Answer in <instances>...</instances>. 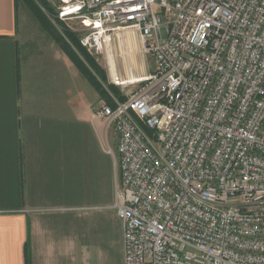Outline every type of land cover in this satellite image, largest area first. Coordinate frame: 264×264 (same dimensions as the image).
Segmentation results:
<instances>
[{
    "label": "built area",
    "instance_id": "built-area-1",
    "mask_svg": "<svg viewBox=\"0 0 264 264\" xmlns=\"http://www.w3.org/2000/svg\"><path fill=\"white\" fill-rule=\"evenodd\" d=\"M46 1L97 62L126 30L154 62L92 111L117 131L124 264H264V0Z\"/></svg>",
    "mask_w": 264,
    "mask_h": 264
},
{
    "label": "crops",
    "instance_id": "crops-1",
    "mask_svg": "<svg viewBox=\"0 0 264 264\" xmlns=\"http://www.w3.org/2000/svg\"><path fill=\"white\" fill-rule=\"evenodd\" d=\"M20 19V0H0V264H124L119 158L92 119L111 92L54 40L23 49Z\"/></svg>",
    "mask_w": 264,
    "mask_h": 264
},
{
    "label": "rangeland",
    "instance_id": "rangeland-1",
    "mask_svg": "<svg viewBox=\"0 0 264 264\" xmlns=\"http://www.w3.org/2000/svg\"><path fill=\"white\" fill-rule=\"evenodd\" d=\"M35 2L41 8V10L47 15V18L49 19V21L54 26L58 27V29L60 30L62 29L61 24H64L65 26L67 25L68 27H70L71 30H73L72 27L77 28L78 25L80 24V22L76 20L73 22L68 21L69 24H67L64 21H58V20L53 21V17L50 14L51 11L49 10V7H47V5L45 4L44 0L43 1L35 0ZM20 17H21L20 23L26 22L24 25L25 30H23L22 34L20 35L21 47L23 49L25 50L33 49V51L40 52L41 49L43 50V49H46L52 46L53 39L51 38V35L48 34V32L45 30V28L40 23V21L35 17L30 6L25 0H20ZM165 31H166V28L163 27V33H165ZM125 32L126 33L123 34L125 35V38L127 35L134 36L133 39H134L135 44L127 42V40L124 39V36L121 37L123 38V40L120 39V37L119 38L116 37V39H114L112 42L111 48H112V53L114 55V59L117 64L119 76L123 80L127 81V80H131L129 69L133 70V72L136 75H141L142 71L144 70L147 71L149 70L150 67H153L154 62L151 57L147 56L144 53L140 35L136 33H132L129 30H126ZM129 46L131 47L133 46V47L131 48ZM25 52L29 54L28 51H25ZM95 61L97 60L95 59ZM98 63L101 65V67L103 68L106 74V78H105L106 80L103 77L101 78L97 76L98 82H100V84L104 88H106L109 92L111 89H113L112 88V85H113V86L118 87L119 90L122 92V94L127 95L129 91H132L135 87L138 86L136 84H129V83L128 84L125 83V85H119V84L113 83L110 70L108 69L109 62H108V65H106V60L105 58L102 57L100 59V62ZM100 97L106 98L101 93H100ZM109 136H110V140L112 143V147H116L117 131L115 130V128L113 127L110 128Z\"/></svg>",
    "mask_w": 264,
    "mask_h": 264
},
{
    "label": "trees",
    "instance_id": "trees-1",
    "mask_svg": "<svg viewBox=\"0 0 264 264\" xmlns=\"http://www.w3.org/2000/svg\"><path fill=\"white\" fill-rule=\"evenodd\" d=\"M25 1L28 3L33 14L40 21L48 34L51 35V38L60 45L63 51L70 57V59L74 62L81 73L91 82V84L95 86L101 94L109 99V91L104 88L97 79V76L101 78L103 77L105 79L106 74L104 70L99 66V64L95 61L93 56L82 46L80 42L81 35L79 34V32L74 29L71 30L70 27H68L67 25L65 26L64 24H61V30L58 29V27L54 26L49 21L47 15L36 4L35 0ZM44 2L47 7H49V10L51 11L50 14L53 17V20L56 19V9L49 5L46 0H44ZM112 88L113 89L110 90L111 93L116 95L121 100L126 99V95L122 94L118 87L112 85ZM109 103L112 102L109 100Z\"/></svg>",
    "mask_w": 264,
    "mask_h": 264
},
{
    "label": "bare ground",
    "instance_id": "bare-ground-1",
    "mask_svg": "<svg viewBox=\"0 0 264 264\" xmlns=\"http://www.w3.org/2000/svg\"><path fill=\"white\" fill-rule=\"evenodd\" d=\"M133 38H134V36L129 35V36L126 37V40L129 43L135 44ZM120 39L123 40V38H121V37H120ZM111 47H112V45L111 44H108V53H109V55H108V62H109V70H110L112 79H114V80L118 79L121 84H125V83H133V82H136V81H140V80H142V78H144L146 76V75H142V74L141 75H136L133 72V70L129 69L130 70V78H131V80H127V81L123 80L119 76V71L117 69V64H116V61L114 59V55L112 53V48ZM129 47H131V46H129Z\"/></svg>",
    "mask_w": 264,
    "mask_h": 264
}]
</instances>
